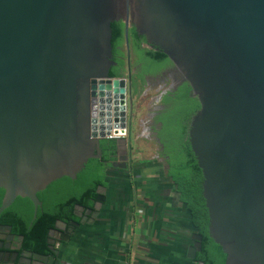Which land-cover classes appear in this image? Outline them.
<instances>
[{"label":"water","instance_id":"water-1","mask_svg":"<svg viewBox=\"0 0 264 264\" xmlns=\"http://www.w3.org/2000/svg\"><path fill=\"white\" fill-rule=\"evenodd\" d=\"M160 53L198 104L186 139L212 264H264V0H0V213L18 212L26 228L81 200L109 133L125 135L111 164L124 170L131 82L108 71ZM103 191L72 232L98 215ZM59 222L49 254L7 241L0 225V264H55ZM190 240L197 263L201 236Z\"/></svg>","mask_w":264,"mask_h":264},{"label":"crops","instance_id":"crops-1","mask_svg":"<svg viewBox=\"0 0 264 264\" xmlns=\"http://www.w3.org/2000/svg\"><path fill=\"white\" fill-rule=\"evenodd\" d=\"M153 158L106 174L104 202L93 221L62 240L53 233L55 264H198L185 257L188 214L165 166Z\"/></svg>","mask_w":264,"mask_h":264},{"label":"trees","instance_id":"trees-1","mask_svg":"<svg viewBox=\"0 0 264 264\" xmlns=\"http://www.w3.org/2000/svg\"><path fill=\"white\" fill-rule=\"evenodd\" d=\"M158 62H166L161 53L155 56ZM155 57L151 59L155 73ZM148 70H144L146 73ZM121 75L117 69H109L108 76L116 78ZM164 109L158 117L161 129L156 134L158 144L161 146L160 156L166 166L165 176L173 185L177 201L181 203L189 217L192 231L201 236V251L196 254L195 261L201 264H212L211 256L204 231L207 218L204 201L201 197V174L196 167L195 159L189 149L186 139V129L190 117L198 108L195 98L189 96V88L185 83L172 93L161 99ZM100 158L95 160L81 200L42 209L33 221L25 228L24 217L18 212L9 209L0 213V225H8L11 233L21 236V246L24 249L47 253L45 240L47 231L54 221H68L72 219L71 210L74 205L84 209L91 207L96 196L97 186L105 187V170L108 161L115 156L114 140H101L99 142Z\"/></svg>","mask_w":264,"mask_h":264},{"label":"flooded vegetation","instance_id":"flooded-vegetation-1","mask_svg":"<svg viewBox=\"0 0 264 264\" xmlns=\"http://www.w3.org/2000/svg\"><path fill=\"white\" fill-rule=\"evenodd\" d=\"M110 69H117V70H119V72H121V75L119 77H123L125 79H127V77H128L130 79L131 85L134 84L138 90L137 98H139V99L144 98L143 97L144 91L155 90V94L157 91V96L155 97V106H152L151 108H148V107L146 108L147 112H146V116L144 118V120H145L144 122L147 125V129H148V135L144 138L146 139L147 142H151V141L155 142L156 140H158L156 137V134L161 129V123L159 122L158 117L160 116L161 111L164 109V106L161 104V99L166 94L174 92L179 87V85L182 84L180 82L179 74L175 72V69L167 61V59H166V62L159 63L158 59H156V57H155V73L151 72L154 69L153 63L151 60H149L148 62H146L145 64H143L141 66L137 62H135L132 58H130V59H128V60L110 68ZM122 70H124V73H122ZM144 70H148V71L146 73H143ZM168 85H170V88ZM161 87H168L169 89L166 90V88H165V92L163 93V91H160ZM112 163H114V164L116 163L115 157L112 160L108 161V166H107V169L105 170L106 174H108L111 171H116V172L125 171L128 169L129 164H130L129 161H127L126 168L124 170H122L120 168L111 166ZM83 210H85V209L79 205L73 206V208L71 210L73 218L68 220V221H65V223H66L65 229L67 227V231L64 233L58 232L59 233L58 236L61 240L64 239V237L66 236L68 231L71 232L72 231L71 229H73V226H72V224H70V221L77 222L79 220L77 215L79 214V212H83ZM59 221L60 220L54 221L52 227L55 226L58 228H62V224ZM5 226H8V225H5ZM3 232H5L4 237L7 241H9L8 239H11L12 243L13 242L14 243H20V248L21 249L23 248L21 246V242H22L21 236L14 235L13 233H11L10 229L8 232L6 231V229H3ZM54 232H56V231L52 232V238L53 239H54V237H53ZM192 233H196V232L192 231L191 234ZM54 242H55V239H54ZM46 247H47V245L45 242V249H46L47 253H44V254H49ZM54 248H55V244H54Z\"/></svg>","mask_w":264,"mask_h":264},{"label":"rangeland","instance_id":"rangeland-1","mask_svg":"<svg viewBox=\"0 0 264 264\" xmlns=\"http://www.w3.org/2000/svg\"><path fill=\"white\" fill-rule=\"evenodd\" d=\"M124 73V70H122ZM138 90L134 84L131 85V102L132 109L130 112V148L128 150L129 153H132V158L129 160V163L135 164L137 161L143 159H150V157L155 156V159L160 161L161 165L164 166L160 154H159V146L155 142H147L141 139H136L135 135L138 132V121L144 114V106L146 104L147 98L139 99L137 98ZM153 158L152 161L155 162Z\"/></svg>","mask_w":264,"mask_h":264},{"label":"built area","instance_id":"built-area-1","mask_svg":"<svg viewBox=\"0 0 264 264\" xmlns=\"http://www.w3.org/2000/svg\"><path fill=\"white\" fill-rule=\"evenodd\" d=\"M176 72V71H175ZM177 73V72H176ZM169 88H170V85H168ZM165 88L166 90L169 89L168 87H161L160 88V91H163V93L165 92ZM157 96V91H156V94H155V90H151V91H144V94H143V97L144 98H147L146 100V104L144 106V114L142 115V117L139 119L138 121V132L137 134L135 135V138L136 139H141V140H144L146 141V139L144 137H146L148 135V129H147V125L145 124V116H146V108H151L152 106H155V97ZM125 138V135L124 136H120V135H112L111 133H109L108 136H106V139L108 140H116V139H119V138ZM155 143L159 146V154H160V150H161V146L158 144V140L155 141ZM154 159H155V156H153ZM161 157V156H160ZM161 160L163 162V158L161 157Z\"/></svg>","mask_w":264,"mask_h":264}]
</instances>
